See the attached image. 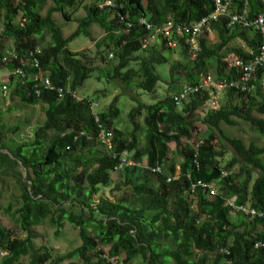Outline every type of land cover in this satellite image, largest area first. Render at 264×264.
Segmentation results:
<instances>
[{"label": "trees", "instance_id": "1", "mask_svg": "<svg viewBox=\"0 0 264 264\" xmlns=\"http://www.w3.org/2000/svg\"><path fill=\"white\" fill-rule=\"evenodd\" d=\"M102 1L91 0L86 7L88 16L79 19V29L64 38L53 15L61 14L66 21H73L84 5L83 0H0V12L4 11L5 17V28L0 25L3 32L0 47L14 48L18 55L16 62L5 67L14 71L12 78L24 79V89L16 96L29 106L40 103L46 106V118L35 131L34 141L15 148L3 144L4 126L0 112V149H6L16 158L15 161L9 154H0L4 160H0L1 168L8 170L7 165H12L15 169V165L21 162L29 172L22 206L15 212L19 216L17 226L26 238L14 239L2 227L0 217V264H24V259H29V264H73L76 257L82 264H110V260L121 256L126 257L124 264L138 258L146 264H225L226 261L264 264V250H254L255 244L264 240L263 235H257L258 228L264 229V221L248 222L245 215L238 213L233 216L224 206L226 199L236 198L238 205L264 210V145H247L240 137L226 134L222 128L223 124L237 126L244 122L264 137V117L258 116L264 115V90L258 83L254 84L255 90L250 95L228 92L220 96V109L210 111L201 120L208 126L209 135L195 149L185 142L192 140L198 132V113L207 101L219 97L216 91L197 95L180 108L174 105L172 96L150 106L139 103L130 112L134 128L127 134L114 125L120 114L116 104L100 112L95 101H79L69 94L60 100L56 92L43 91L38 98L32 78L37 73L34 67L36 59L45 77L56 87L67 89L70 86L74 91L82 88L96 70L93 66L95 58L88 52L74 53L69 46L81 37L94 41L92 27L97 25L105 36L95 41L96 58L106 63L104 53L107 50L110 52L108 58L117 62L116 68L109 73L111 80L118 79L128 85L140 76L142 81L138 88L154 93L160 83L156 67L170 64L162 52L168 50L179 51L191 63L190 76L186 77L187 86L196 84L200 75L209 76L210 71L216 74L219 82L237 83L241 77L240 70L229 69L226 63L230 45L239 38L247 41V34H258L247 29L232 31L228 28L231 14L223 16L212 25L220 44L210 46L209 34L205 35L201 39L200 59L191 62L187 37L173 34L178 42L175 50L165 47L159 40L146 51L143 50V41L168 23H172L175 29L200 22L215 12V0H111L116 6L101 10L98 6ZM49 2L54 6L43 15ZM244 4L243 0H234L232 12L241 13ZM249 6L253 17L262 3L250 0ZM10 41H14L15 47L10 46ZM248 44L252 52L258 54L261 37L258 35ZM29 53L34 57H29ZM142 53L148 55L135 58ZM236 54L249 61L243 52ZM132 64L138 65L137 71L129 70ZM21 65L25 66L23 77L15 74ZM170 65L172 72L180 68L174 63ZM261 75H257L258 81ZM174 86L169 90L174 94L186 87L179 89ZM226 97L228 99L223 104ZM144 109L145 144L142 145L137 136L139 125L135 118ZM94 112L100 117L99 123ZM101 128L113 132L114 153L121 155L129 151L133 154V161L148 160V163L145 162L143 168L114 171L118 161L99 141ZM76 137H79L77 141ZM217 137L224 139L231 148L233 158L229 163L223 162L226 148L220 151L216 148ZM171 143L176 145L179 163L171 154ZM239 163L245 168L243 177L222 172L225 168L232 171ZM177 165L180 177L168 183V178L175 175ZM157 167L162 169L161 174L152 172ZM141 171L144 181L137 186ZM115 174L119 177H114ZM199 180L218 182L221 194L209 199L206 192L199 189L194 209L191 208L194 201L188 190ZM111 187L112 194L132 189L131 198H95ZM2 211L0 208V215ZM4 212L10 214L11 208ZM46 222L56 229V234L64 229L66 223L73 225L80 230L82 247L59 258H54L46 248L38 250L35 228ZM168 242L174 249L163 250V244ZM101 247L110 248L109 260ZM223 250L230 253L228 258L220 254ZM2 254L6 256L1 257Z\"/></svg>", "mask_w": 264, "mask_h": 264}, {"label": "rangeland", "instance_id": "2", "mask_svg": "<svg viewBox=\"0 0 264 264\" xmlns=\"http://www.w3.org/2000/svg\"><path fill=\"white\" fill-rule=\"evenodd\" d=\"M83 2L84 5L81 11L73 17V21H66L61 14L55 13L53 15L54 20L62 29L64 38H68L79 29V19L88 16L86 7L91 4V0H83ZM53 6V3L49 2L43 10L42 14L45 15L46 11ZM0 14L3 15L0 18V25L2 26V28H5L4 11L0 12ZM92 34L94 41L90 40L87 37H81L69 46L70 51L74 53L88 52L93 59L95 58L93 61V66L96 67V70L92 74L91 78L84 84V86L77 91V93L81 99H90L92 101H95L98 104L97 111L100 112H105L108 110L110 105L116 104L115 106L119 109L120 114L119 117L115 120L114 125L117 126V128H119L121 131L127 134L133 131L134 125L130 120L129 115L131 110L137 107L139 103L147 106L154 105L157 102L162 101L165 97L172 96L174 94L173 91H169L171 90L170 86L175 84L176 86L174 87H178L180 89L188 85V83H186V77L190 76V69L192 67L191 63L188 61L187 56L182 57L183 55L180 54L179 51L172 52L168 50L162 51L163 56L165 58H168L170 64L174 63L176 65H179L180 68L179 70L172 72V66L170 64L157 66L156 73L160 76V83H158L156 91L154 93H148L138 88L137 85L142 81V78L140 76L133 80V84L128 85L124 84L118 79L111 80L109 78V73L116 68V59L110 60L108 58L110 52H108L107 50L104 53V56L106 57V63L101 61L99 58H96L97 50L95 49V41H99L100 39H102L105 36V32L99 26L94 25L92 27ZM46 37H48V35H46ZM11 45L15 47L14 41H10V46ZM145 55L147 56L148 54L142 53L136 55L135 58L141 59L145 57ZM129 70L137 71L138 65L132 64ZM208 75L216 79L215 73H212L210 71ZM179 80H181L180 83H178ZM2 86L3 83L2 79L0 78V98L2 99L4 95V102L3 100L2 103L0 102V112L2 111V125L4 126L3 144L6 147L15 148V146L17 145L32 143L34 141L35 131L43 125L46 118V106L42 103L36 106H29L28 104L23 103L19 97H14L10 90L8 95H5L2 90ZM57 98L60 99L58 96ZM215 99L220 100L218 98ZM227 99V97L223 99V104L226 103ZM145 115L146 110L144 109L142 110V114L137 115V117L135 118L139 125V132L137 136L138 139L141 140L142 145L145 144ZM258 116L264 117V115L261 114H259ZM201 120L202 118L199 117L197 122L198 132L194 135L193 139L189 142L184 141L186 145H189L195 149L197 145H200L203 141H205L207 139V136L209 135L208 126H206ZM18 128L19 130H17ZM222 128L226 134L230 136L240 137V139L244 140L247 145H249L250 143L264 145V137L247 123L239 122L237 126H229L227 124H223ZM215 145L219 151L223 150V148H226L227 153L224 157V163H229L230 161H232L233 156L231 155V148L224 141V139L222 141V139H219V137H217ZM170 147L171 154L173 155L175 162H181L179 156H177L176 154L177 150L175 143H171ZM100 148L102 147L100 146ZM4 153L9 154V156L16 161V158L12 156L9 151H7L6 149H0V154ZM0 160L4 161L3 158H0ZM7 167L8 170H3L0 164V208L3 210L0 217L2 221V227L6 231H8V233L11 234L14 239H25L26 235L22 233V231L17 226L16 220L19 216H16L15 212L22 206L24 184H28L29 172L21 164V162H19L18 165H15V169L12 165H7ZM9 169L11 170V172H9ZM232 169V171H229L225 168L222 172H232L233 174L240 177L245 171V168L240 163L235 165V167ZM91 170L92 169H88V171ZM18 172L20 175H18ZM140 173L141 179H139L137 186L143 184L142 182L144 181V174L142 173V171ZM177 173H180L179 165H177V171L175 174ZM115 176L119 177V174H115L114 177ZM256 176L257 174H255L254 178H256ZM115 181L117 183L116 178ZM151 182H153V184L156 183L152 180ZM112 189L113 187L103 190L101 195H98L95 198L99 199L100 196H104L107 199L113 200H118L122 197L130 199L131 194L133 193V190L129 189L124 191L123 193L112 194ZM9 207L11 208V213L6 214L4 211ZM248 220V222H253L258 219L252 220L248 218ZM261 221H264V219H262ZM35 230L38 234V240L36 241L37 249L42 250V248H46V250L50 252L54 258H59L62 256H66L69 253L75 252L83 245V242L80 238V230L76 229L73 225H70L68 223L65 224L64 229L61 230L59 234H56V229L51 227L47 222L44 225L35 228ZM257 235H263L264 238V229L258 228ZM101 249L105 250L107 254H109L110 252L109 247H101ZM168 249L172 250L174 249V247L169 242L164 243L163 250ZM123 258L125 259L126 257L123 256ZM29 262V259L22 260V263L24 264H29ZM73 264H82L80 258L76 257L73 260ZM130 264L146 263L141 258H138Z\"/></svg>", "mask_w": 264, "mask_h": 264}, {"label": "built area", "instance_id": "3", "mask_svg": "<svg viewBox=\"0 0 264 264\" xmlns=\"http://www.w3.org/2000/svg\"><path fill=\"white\" fill-rule=\"evenodd\" d=\"M262 3L261 9L255 14L253 17L250 15V0H243L244 9L241 13L232 12V7L234 0H215V12L209 15L208 17L203 18L200 22L194 23L192 25H184L178 26L174 29L172 23H168L167 25L162 26L161 29L157 30L152 36L145 39L143 41V50L148 51L153 45L156 44L157 41L162 40L164 42V46L175 50L178 48V42L174 39L173 34L175 33L181 38L187 37L186 44L188 46L189 57L191 62H196L200 59L202 47H201V39L209 34H213V23L219 22L223 16H230L228 28L232 31H236L238 29H247L253 30L255 33L261 37V46H259L258 54H254L253 52H249L247 57L249 61L243 58H236L234 60H230L228 57L226 63L228 64L229 69L240 70L241 77L239 81L236 82H215L212 76H200L199 81L193 86H186L177 93L172 95V101L174 105L178 108L187 105L194 97L200 94H204L209 91H216L219 93L218 99L225 93L234 92L235 94L248 93L252 94L255 90V83H258L261 86L262 90H264V0H259ZM114 2L111 0H103L99 4V9L103 10L108 7H115ZM142 23H146L144 19L140 20ZM25 22V20H23ZM150 28V27H148ZM3 34L2 29L0 28V37ZM13 47V46H12ZM29 57H34L33 53H29ZM113 59V57H110ZM18 60V55L15 52L14 48L11 47H0V66H7L12 64ZM25 63V61H23ZM34 67L37 71L36 74L32 76L34 85L33 90L35 95L40 98L43 91L48 92H56L59 98H63L65 94L72 95L75 99L79 101H83L77 93L70 86L67 89L62 87H56L50 81L49 78H46L42 69L39 68V62L35 59ZM262 73L259 81L257 79V75ZM15 74L19 77L25 76V66L21 65L17 68ZM3 90L5 91V95H8L9 87L4 86ZM96 109L97 106L94 105ZM220 104L219 100H216L214 97L212 100L207 101L204 106L201 108L198 113L200 118H203L206 114H208L212 110H219ZM97 122H100V117L97 112H94ZM113 132L111 130H107L101 128L99 130V141L103 143L107 149L112 153L114 159H116V165L114 167V171H121L125 168H143V162H135L132 160L133 154L129 151L123 152L121 155L114 153V145H113ZM90 139V136H88ZM79 137H76V141ZM152 172H157L161 174L162 169L160 167L153 168ZM180 177V173L175 174L172 177L168 178V183L178 180ZM202 190L206 192V197L209 199H214L217 196H220V185L218 182H204L199 180L197 183L193 184L189 187L188 193L191 195L193 199V203L191 208L196 207L197 202V192L198 190ZM225 206L230 210V213L235 216L238 213L245 215L249 219L262 220L264 219V211L256 210L250 206L238 205L235 202V199H231L226 201ZM254 249L264 250V241L258 242L255 244ZM223 257L228 258L230 253L227 250H223L220 253ZM6 254H2L1 257H5ZM108 259V256H105ZM110 264H120L117 259L110 260ZM225 264H233L230 261H226Z\"/></svg>", "mask_w": 264, "mask_h": 264}, {"label": "crops", "instance_id": "4", "mask_svg": "<svg viewBox=\"0 0 264 264\" xmlns=\"http://www.w3.org/2000/svg\"><path fill=\"white\" fill-rule=\"evenodd\" d=\"M257 36L258 35H256V34L250 33V34L246 35L247 41L242 39V38H239V39H236L235 41H233L232 44L230 45V48H229L230 49V55L228 57L230 58V60H234L236 58L240 59V57H238L237 54H236L239 51L243 52L246 55L249 52H252V50L249 47L248 42L249 41H253L254 39L257 38ZM209 42H210V46H214L215 47V46L219 45L220 44V40H219L218 34L214 32L213 34L209 35ZM13 75H14V71H11L7 67H0V78L2 79V83H3L2 87L8 86L9 90L12 92V95H14V97L17 98V97H19V96H16L17 93H20L21 89L22 90L24 89V88H22L23 87L22 84L24 82L23 81L24 79L21 80V78H18V77H13L12 78ZM12 79H13V82H12ZM214 81L215 82H219L217 77H216V79L214 78ZM19 84H21V87L18 86ZM2 90H3V88H2ZM8 93H9V91H8ZM2 100L4 102V95H3L2 99L0 98V102L1 103H2Z\"/></svg>", "mask_w": 264, "mask_h": 264}, {"label": "clouds", "instance_id": "5", "mask_svg": "<svg viewBox=\"0 0 264 264\" xmlns=\"http://www.w3.org/2000/svg\"><path fill=\"white\" fill-rule=\"evenodd\" d=\"M0 67H5V66H0ZM233 174V173H232ZM231 199H235V202H236V198H231ZM231 199H226L225 200V203H226V201H228V200H231ZM225 203H224V206H225ZM237 203V202H236ZM226 207V206H225ZM227 208V207H226ZM107 256H108V260H109V254H107ZM115 259H117L119 262H120V264H124V261H125V259L123 258V256H121L120 258L119 257H115ZM124 259V260H123Z\"/></svg>", "mask_w": 264, "mask_h": 264}]
</instances>
